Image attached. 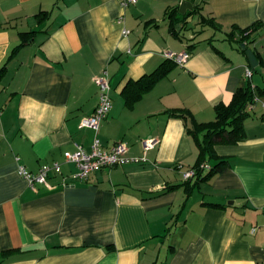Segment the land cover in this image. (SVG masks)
I'll use <instances>...</instances> for the list:
<instances>
[{
  "label": "crops",
  "instance_id": "0c3cea01",
  "mask_svg": "<svg viewBox=\"0 0 264 264\" xmlns=\"http://www.w3.org/2000/svg\"><path fill=\"white\" fill-rule=\"evenodd\" d=\"M182 1L0 0L1 264H264V98L248 111L241 142L214 147L224 169L189 187L182 175L198 149L189 121L172 116L213 121L246 69L252 88H264V0L188 1L200 5L188 38L192 17L179 36L168 27ZM243 30L241 44L226 39ZM166 51L189 57L134 98V82ZM103 71L111 108L94 132L80 122L94 113ZM94 139L142 160L76 178L64 153L89 152ZM147 139L156 144L145 151ZM53 163L60 171L34 190L17 173Z\"/></svg>",
  "mask_w": 264,
  "mask_h": 264
},
{
  "label": "trees",
  "instance_id": "16d2710c",
  "mask_svg": "<svg viewBox=\"0 0 264 264\" xmlns=\"http://www.w3.org/2000/svg\"><path fill=\"white\" fill-rule=\"evenodd\" d=\"M188 1L193 2L194 0ZM177 10V7L172 8L167 15V19L170 31L173 35L179 36L180 32L176 34V25H179L181 22L187 25V19L198 14L200 5L194 6L192 11L183 16H178ZM38 16H45L46 18L48 14L39 13ZM39 22H41V19ZM199 24L204 27H211L212 29H220V26L212 18L206 19L200 17ZM182 28L184 27L182 26ZM247 36L246 30H243L237 31V34H227L226 39L229 42L241 44L246 40ZM193 48V44L189 45L187 46V51L190 52ZM215 51L219 53V51ZM175 66L174 62L166 59L153 73L134 82V98L137 99L142 94L148 92L156 82L165 78ZM258 98H264V88L259 87L255 91L252 88L250 80H247L243 86L236 89L231 101L227 105L218 104L214 108L215 118L213 121L198 123L185 110H177L172 113V116L181 118L185 122L189 121L188 124L185 123V129L198 149L196 163L190 169L193 170L194 175L185 181L187 187L194 186L202 181H208L224 169L226 162L216 155L214 147L218 144L235 145L245 138L243 122L248 116L249 107L254 106L256 103L255 99ZM205 165H207V168H204Z\"/></svg>",
  "mask_w": 264,
  "mask_h": 264
},
{
  "label": "built area",
  "instance_id": "2783aa9c",
  "mask_svg": "<svg viewBox=\"0 0 264 264\" xmlns=\"http://www.w3.org/2000/svg\"><path fill=\"white\" fill-rule=\"evenodd\" d=\"M121 8H126L129 5L135 4L138 0H116ZM127 30H122V35H127ZM165 59L174 62L176 65H183L186 59L189 57V53L184 51L183 53L176 54L170 51L163 53ZM245 76L248 80L251 78V71L246 69ZM96 86L98 88V104L94 110V113L89 117H85L81 120L80 126L91 129L97 132L100 123L107 117L111 108L110 97V84L109 77L106 71L95 79ZM257 102V99H255ZM253 109L250 106L248 110ZM156 144L153 139H147L142 141V146L145 151L152 149ZM127 147L123 143H116L110 150H103L99 144L98 139H94L90 151L86 152L82 147L78 146L74 152L64 153V159L67 163H73L76 165L78 172L75 175L76 178L83 179L89 174L100 171L103 168H114L124 165L128 162H139L142 158H128L126 156ZM17 160V159H16ZM207 168V165L204 166ZM59 172L60 166L58 163L52 165H43L36 173L28 172L23 166L18 165L17 173L23 178L27 185L34 190L36 185H47V178L49 172ZM194 175L193 170H186L183 173V179L187 180Z\"/></svg>",
  "mask_w": 264,
  "mask_h": 264
},
{
  "label": "water",
  "instance_id": "95a60500",
  "mask_svg": "<svg viewBox=\"0 0 264 264\" xmlns=\"http://www.w3.org/2000/svg\"><path fill=\"white\" fill-rule=\"evenodd\" d=\"M193 7L194 6H192V4L190 2L182 1L180 3L179 9H178V13L183 16L184 14H186L185 13L186 11H188V12L192 11ZM179 28H180V25H176V29L178 30Z\"/></svg>",
  "mask_w": 264,
  "mask_h": 264
},
{
  "label": "rangeland",
  "instance_id": "374dc122",
  "mask_svg": "<svg viewBox=\"0 0 264 264\" xmlns=\"http://www.w3.org/2000/svg\"><path fill=\"white\" fill-rule=\"evenodd\" d=\"M192 21H193V22H192ZM196 21H197L196 17H192V20L190 21V23H192L191 26H192L193 28H190V30L184 28V29L182 30V34H183V36H185L186 38H188L189 36H191L192 29H196V30H197L198 26L195 24Z\"/></svg>",
  "mask_w": 264,
  "mask_h": 264
}]
</instances>
